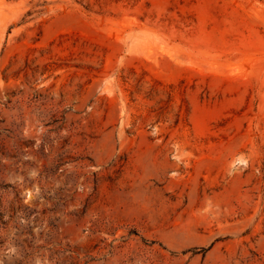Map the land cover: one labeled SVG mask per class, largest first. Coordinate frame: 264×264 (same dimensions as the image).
Wrapping results in <instances>:
<instances>
[{"label": "rangeland", "instance_id": "374dc122", "mask_svg": "<svg viewBox=\"0 0 264 264\" xmlns=\"http://www.w3.org/2000/svg\"><path fill=\"white\" fill-rule=\"evenodd\" d=\"M0 264H264V0H0Z\"/></svg>", "mask_w": 264, "mask_h": 264}]
</instances>
